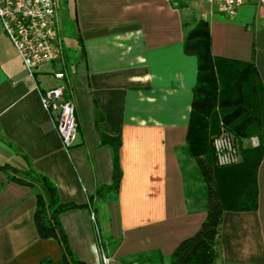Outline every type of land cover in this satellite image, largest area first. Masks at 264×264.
<instances>
[{
	"label": "crops",
	"instance_id": "0c3cea01",
	"mask_svg": "<svg viewBox=\"0 0 264 264\" xmlns=\"http://www.w3.org/2000/svg\"><path fill=\"white\" fill-rule=\"evenodd\" d=\"M64 40L68 97L76 104L79 138L67 151L40 92L61 84L56 64L31 78L0 24V264H63L59 242L40 237L35 190L2 170L33 167L58 188L72 253L86 264H139L160 254L172 264L179 244L207 219L203 202H188L182 156L197 83L198 60L185 51L196 20L210 24L215 57L254 60L264 84V5L248 0L235 16L201 0H56ZM117 193L87 206L113 183ZM194 162L193 160H190ZM257 208L226 211L219 264H264V155L257 171ZM198 207L193 209L190 205ZM93 208L104 237L100 246ZM100 218V219H99ZM103 254L109 259L104 261Z\"/></svg>",
	"mask_w": 264,
	"mask_h": 264
},
{
	"label": "trees",
	"instance_id": "16d2710c",
	"mask_svg": "<svg viewBox=\"0 0 264 264\" xmlns=\"http://www.w3.org/2000/svg\"><path fill=\"white\" fill-rule=\"evenodd\" d=\"M185 51L198 60L197 83L188 125L186 144L178 152L195 163L192 182L200 184L195 193L188 189V202H203L207 219L200 230L182 241L172 255V264H219L220 228L226 211H250L257 208V171L264 155V84L254 60L241 62L215 57L211 50L210 24L196 20L185 39ZM222 132L231 135L239 145L242 162L235 166L217 164L213 140ZM257 138L259 146L245 145ZM114 147L113 183L98 188L87 206L104 202L120 187V139L105 137ZM10 180L32 187L37 196L36 226L43 239H56L62 249L63 264H86L71 251L62 227L61 215L79 206L62 204L57 186L33 167L17 171L3 167ZM101 246L107 251L113 243L99 229L97 211L93 208ZM191 210V205H190ZM139 264H162L160 254H141L132 258Z\"/></svg>",
	"mask_w": 264,
	"mask_h": 264
},
{
	"label": "built area",
	"instance_id": "2783aa9c",
	"mask_svg": "<svg viewBox=\"0 0 264 264\" xmlns=\"http://www.w3.org/2000/svg\"><path fill=\"white\" fill-rule=\"evenodd\" d=\"M217 4L229 16H235L248 0H201ZM264 5V0H259ZM0 24L12 42L16 52L33 79L39 68L56 64L53 73L61 81L56 87L40 92L45 110L56 124L62 146L69 151L76 146L79 138V124L76 104L68 97L69 80L64 68L65 48L58 20L56 0H0ZM217 164L228 167L240 162L241 155L234 139L222 132L213 140ZM92 219L96 223L95 214ZM99 243L101 246V238ZM105 262L109 259L103 254Z\"/></svg>",
	"mask_w": 264,
	"mask_h": 264
},
{
	"label": "rangeland",
	"instance_id": "374dc122",
	"mask_svg": "<svg viewBox=\"0 0 264 264\" xmlns=\"http://www.w3.org/2000/svg\"><path fill=\"white\" fill-rule=\"evenodd\" d=\"M244 144L245 145H251L253 147H257V146H259V140L257 138H254L252 140H246L244 142ZM235 145L237 146V148L239 150V153L241 155V159H240L239 163L234 164L232 166L238 165V164H240L242 162V154H241L240 147L236 143H235ZM182 164H183L184 171H185V174H186V177H187V181H188L187 182L188 189H189L190 192L195 193V191L198 190L199 187H202L200 184L193 183L192 180H191L192 179V175L194 173V169H195V163L190 161V160H188L186 157L182 156ZM228 167H230V166H228ZM195 203L196 202H192V204L195 205V206L191 205L193 209H196V207H198V204H195ZM99 222L101 223L100 220H99ZM99 229L102 231V224H100Z\"/></svg>",
	"mask_w": 264,
	"mask_h": 264
}]
</instances>
